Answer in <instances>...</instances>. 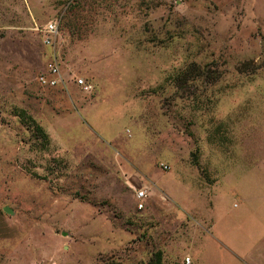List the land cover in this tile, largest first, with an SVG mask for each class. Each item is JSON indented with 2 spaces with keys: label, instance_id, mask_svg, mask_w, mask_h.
Here are the masks:
<instances>
[{
  "label": "rangeland",
  "instance_id": "rangeland-1",
  "mask_svg": "<svg viewBox=\"0 0 264 264\" xmlns=\"http://www.w3.org/2000/svg\"><path fill=\"white\" fill-rule=\"evenodd\" d=\"M225 204L264 226V0H0V264H203Z\"/></svg>",
  "mask_w": 264,
  "mask_h": 264
},
{
  "label": "crops",
  "instance_id": "crops-1",
  "mask_svg": "<svg viewBox=\"0 0 264 264\" xmlns=\"http://www.w3.org/2000/svg\"><path fill=\"white\" fill-rule=\"evenodd\" d=\"M229 205L220 207L206 242L204 256L196 260H202L203 264H264V226L255 224L252 232L246 235L242 227H233L229 223V212L236 209Z\"/></svg>",
  "mask_w": 264,
  "mask_h": 264
},
{
  "label": "built area",
  "instance_id": "built-area-1",
  "mask_svg": "<svg viewBox=\"0 0 264 264\" xmlns=\"http://www.w3.org/2000/svg\"><path fill=\"white\" fill-rule=\"evenodd\" d=\"M41 35L43 38V44L46 46H50L54 41L57 33V27L54 23L47 24L44 29L41 31ZM37 82L39 85L45 89H53L59 86L62 82L60 71L56 63H48L45 67V70L40 76L37 78ZM77 87H79L83 92H90L92 87L88 85L82 78L77 79L75 81ZM163 170H166L168 167L166 165H161ZM147 198V192L145 190H139L136 192L135 199H136V206L137 208L143 209L144 202ZM186 263L189 264V259L185 260Z\"/></svg>",
  "mask_w": 264,
  "mask_h": 264
},
{
  "label": "trees",
  "instance_id": "trees-1",
  "mask_svg": "<svg viewBox=\"0 0 264 264\" xmlns=\"http://www.w3.org/2000/svg\"><path fill=\"white\" fill-rule=\"evenodd\" d=\"M196 68L197 66L195 65L191 66L184 73H182L180 78L181 79L184 78V80H189V79L194 80L197 77H201L202 73H196L195 71ZM19 116L22 121V124L26 127L27 130L31 131L35 136L41 137L43 140H45V142L47 141V135L45 134L43 129L33 119L26 117L24 112H19ZM102 264H121V263L116 262L114 260H106L102 262ZM156 264H160L159 257H158V261H156Z\"/></svg>",
  "mask_w": 264,
  "mask_h": 264
},
{
  "label": "water",
  "instance_id": "water-1",
  "mask_svg": "<svg viewBox=\"0 0 264 264\" xmlns=\"http://www.w3.org/2000/svg\"><path fill=\"white\" fill-rule=\"evenodd\" d=\"M4 212L8 214L10 213V211L7 208L4 209Z\"/></svg>",
  "mask_w": 264,
  "mask_h": 264
}]
</instances>
